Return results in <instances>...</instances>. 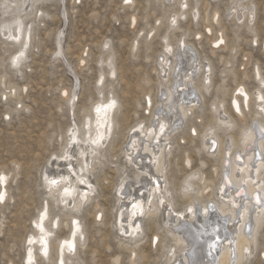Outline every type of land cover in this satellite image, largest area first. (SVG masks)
I'll return each mask as SVG.
<instances>
[{"label": "rangeland", "instance_id": "obj_1", "mask_svg": "<svg viewBox=\"0 0 264 264\" xmlns=\"http://www.w3.org/2000/svg\"><path fill=\"white\" fill-rule=\"evenodd\" d=\"M242 2L246 7L242 6V10H247L248 6L250 10L254 8V12H250L252 15L248 16H252L253 31H248L246 27L247 15L238 26L233 15L232 18L226 17V14H230L228 8L234 11V4L230 0H197L199 17L196 22L188 14L195 6L194 0H188L186 18H180L178 27L169 33L168 41L175 51L184 36V44L192 46H185V55L189 51L195 53V59L199 60L200 57L203 62H210L213 68L211 91L205 94L202 110L199 108L190 116L183 134L175 136L173 140L175 152L170 157L168 175L172 181L170 187L175 189L185 174L195 169H200L207 180L213 181L214 189L218 188V180L212 171L213 162L204 157L207 163L201 166L203 152L198 150L199 138L191 136L190 139L186 135L187 125L194 123L201 131L212 122L209 103L215 95L224 98L228 106L230 94L239 83L244 82L248 89L253 90L257 84L252 79L255 66L264 75V0ZM42 6L48 17L43 16L41 22L36 20L34 23L28 57L26 62L20 63V72L9 64L16 46L9 43L6 36H0V171L10 174L6 183L5 201L0 203V264H23L32 218L45 199L52 215L62 213V219L66 218L64 214L68 211L60 209V205L54 208L51 199L44 197L46 193L42 188V170L49 166L50 158L54 160L53 156L60 153L67 139L66 132L72 125L71 120L80 124L98 97L95 82L99 70L105 68L98 60L104 57L102 44L106 40H110L114 53L116 76L109 80L105 78L104 94L111 91L121 106L117 113L116 141L114 148L105 150L106 157L102 166L94 173L97 194H94L91 204L87 203L78 214L85 240L84 244L79 245L70 263L164 264L166 248L173 242L162 226L161 215L153 221L144 219V234L133 246L134 254L130 243L118 233V227L114 228L118 209L114 191L118 182L115 166L124 161L119 149L126 132L137 121H148L152 108L158 105L160 75L156 61L164 51L162 36L170 16L180 11V4L177 0H134L127 4L122 0H64L62 7L52 0H43ZM240 10L236 12L238 16L242 14ZM214 12L218 14L216 22ZM3 17L0 11V18ZM133 17L136 18L134 25L131 24ZM158 20L160 24L145 46L144 37L152 32ZM206 28H210V34ZM58 29H63L61 58L55 52ZM140 30L142 32L137 49L131 54L130 45ZM218 32H222L224 44L215 47L212 40L218 37ZM196 34H200V38H196ZM254 36L257 38L252 41ZM230 57L231 63L228 66L226 61ZM80 62L84 64L80 65ZM218 84L222 85L224 94L215 91ZM72 88L75 103L70 117V105L62 96V90L72 92ZM147 94L152 100L148 114L144 108ZM195 115H200V118L196 120ZM251 118V113L245 115L246 122ZM186 155L191 159L189 166L184 163ZM129 175H133L131 171ZM176 202V208H181L185 199L177 197ZM114 206L116 210H112ZM99 210L100 220H96L98 216L94 218V214L99 213ZM65 223L60 222V227L55 230V238L68 233V225ZM154 235L158 236L157 243L155 239L151 241ZM258 235L253 255L244 264H264V227ZM55 238L51 243L48 262L37 259L36 264H54Z\"/></svg>", "mask_w": 264, "mask_h": 264}, {"label": "bare ground", "instance_id": "obj_2", "mask_svg": "<svg viewBox=\"0 0 264 264\" xmlns=\"http://www.w3.org/2000/svg\"><path fill=\"white\" fill-rule=\"evenodd\" d=\"M52 1L60 6L64 2ZM132 1L128 0L127 3ZM177 1L180 11L170 16L162 36L164 51L156 61L160 75L158 105L152 108L148 121H137L129 128L119 149L124 161L115 166L118 182L114 191L118 209L116 225L112 226L118 227V233L130 243L134 254L133 246L144 234L143 222L153 221L161 215L162 226L173 242L166 248L164 264H244L255 250L258 234L264 227V75L254 65L252 79L257 84L253 90L248 89L244 82L239 83L230 94L228 106L224 98L215 95L209 103L212 122L201 131L194 123L187 125L188 132L185 134L190 139L191 136L199 138L198 150L203 152L201 166L207 163L206 159L213 162L212 171L218 180V188L214 189L213 181L207 180L200 169L186 173L177 189L170 187L172 181L168 170L170 157L175 152L173 140L175 136L183 134L190 116L197 109L202 110L205 94L211 91L213 69L210 62H203L200 57L199 60L195 59V53L189 51L185 55V46L190 44H184V36L179 40L180 46H176V51L168 41L169 33L178 27L180 18L184 20L185 8H188V0ZM230 1L234 4V11L228 8L230 14H226V17L234 16L237 25L242 24L247 15L246 27L248 31H253L252 16H248L252 15L250 12H254V8L250 10L248 6L247 10H242L245 5L242 0ZM122 2L127 4L125 0ZM42 3L43 0H0V11L4 16L0 18V36H6L5 39L16 46L9 64L16 67L18 72L20 63L26 62L28 57L34 23L36 20L41 22L43 16L48 17ZM194 5L188 14L196 22L199 17L197 0H194ZM238 10L242 12L239 16L236 14ZM135 19L132 18V25L136 23ZM217 19L218 14L214 12V22ZM158 24L160 20L152 32L144 37L145 46L156 32ZM58 32L55 52L60 56L63 29H58ZM141 32H138L130 45L131 54L137 49ZM206 32L210 34V28H206ZM196 38H200V34H196ZM212 42L215 47L224 44L222 32H218V37ZM102 48L104 57L98 62L103 63L105 68L99 70L95 82L98 97L80 124L71 120L72 125L66 132L67 139L60 153L53 156L54 160L50 158L49 166L42 170V188L46 193L44 197L51 199L54 208L60 205V209L68 211L64 214L66 218L62 219V213L52 215L47 199L44 200L30 224L31 232L26 238L23 264H36L37 259L48 262L55 230L60 227L61 221L68 225V233L55 238L54 264H71L79 245L84 244V229L78 214L82 207L94 199L97 188L93 176L97 168L102 166L106 157L105 150L114 148L117 113L121 108L111 91L104 94L105 78H114L116 67L110 40H106ZM226 63L230 66L231 57ZM221 89L222 85L218 84L215 91L224 94ZM62 96L68 100L72 117L74 88L72 92L62 90ZM144 103L148 114L152 106L148 94ZM245 113L252 114L248 122ZM200 115H195L196 120ZM190 162L189 155H186L184 163L189 166ZM130 171L132 176L129 175ZM8 176L10 174L0 171V203L5 201L7 195ZM177 197L185 199L181 208H176ZM112 210H116V206ZM97 216L96 220H100V210L94 214V218ZM152 240L158 241V236L154 235Z\"/></svg>", "mask_w": 264, "mask_h": 264}, {"label": "snow or ice", "instance_id": "obj_3", "mask_svg": "<svg viewBox=\"0 0 264 264\" xmlns=\"http://www.w3.org/2000/svg\"><path fill=\"white\" fill-rule=\"evenodd\" d=\"M125 2L127 3V2H128V0H125ZM0 179H2V177H0ZM52 183H53V184H55V183H56V181H52ZM65 191H67V189H66ZM0 198H2V196H0ZM133 207H135V205H133Z\"/></svg>", "mask_w": 264, "mask_h": 264}]
</instances>
